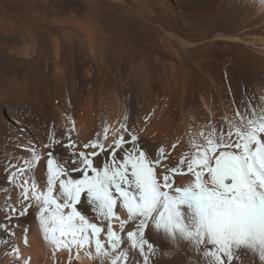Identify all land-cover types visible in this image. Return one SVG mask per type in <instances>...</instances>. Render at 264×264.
<instances>
[{
  "label": "bare ground",
  "instance_id": "6f19581e",
  "mask_svg": "<svg viewBox=\"0 0 264 264\" xmlns=\"http://www.w3.org/2000/svg\"><path fill=\"white\" fill-rule=\"evenodd\" d=\"M239 0H0V137L10 131L47 151L75 123L81 143L126 123L143 129L150 145H169L179 159L191 152L185 135L192 117L233 116L229 97L242 93L264 104V15ZM230 89V91H229ZM147 122H145V118ZM226 126V125H225ZM35 177L43 181V169ZM6 181L0 169V189ZM187 177L174 178L184 186ZM0 191V206L6 203ZM15 200V192L12 193ZM3 213L0 212V219ZM30 247L0 230V264L19 245L31 264H52L38 223ZM57 255H63L57 253ZM83 257V256H82ZM84 258V257H83ZM87 260V264H92ZM73 264H80L74 261Z\"/></svg>",
  "mask_w": 264,
  "mask_h": 264
},
{
  "label": "snow or ice",
  "instance_id": "6c2138e0",
  "mask_svg": "<svg viewBox=\"0 0 264 264\" xmlns=\"http://www.w3.org/2000/svg\"><path fill=\"white\" fill-rule=\"evenodd\" d=\"M238 6L264 15V0ZM229 102L233 116L222 114L219 127L211 113L202 123L190 118L191 152L179 159L171 154L179 138L168 149L150 145L127 116L107 145L106 121L102 133L81 143L66 116L71 126L59 135L55 124L49 128L43 156L39 144L6 131L0 230L13 239L19 232L30 247L35 220L52 264L82 256L92 264H264V104L247 93ZM177 176L187 177L184 186H174ZM8 257L9 264H31L16 244Z\"/></svg>",
  "mask_w": 264,
  "mask_h": 264
}]
</instances>
